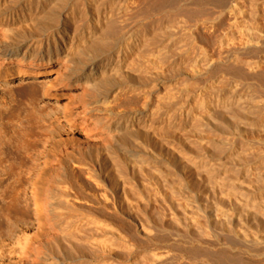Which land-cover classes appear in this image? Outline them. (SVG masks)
<instances>
[{"label": "rangeland", "instance_id": "1", "mask_svg": "<svg viewBox=\"0 0 264 264\" xmlns=\"http://www.w3.org/2000/svg\"><path fill=\"white\" fill-rule=\"evenodd\" d=\"M117 1L0 0V264H152L153 255H167L156 264H212L199 256L206 245H197L198 231L219 237L215 250L229 228L264 237V0H236L257 9V20L243 21L257 26L259 44L231 34L232 0H174L159 9L125 0L129 10L119 16L110 14ZM174 21L193 30L192 44L177 35L159 60L132 41L118 55ZM46 41L57 54L50 62L33 71L14 64L13 56ZM249 60L255 69L242 64ZM125 205L137 209L132 222L114 214ZM170 206L213 207L231 223L199 217L200 227L177 236L184 230L174 218L156 215ZM81 214L125 227L133 250L118 246L114 257L93 260L82 243L90 229L70 225ZM80 244L85 252L70 253ZM240 251L242 263L264 264V244Z\"/></svg>", "mask_w": 264, "mask_h": 264}, {"label": "bare ground", "instance_id": "2", "mask_svg": "<svg viewBox=\"0 0 264 264\" xmlns=\"http://www.w3.org/2000/svg\"><path fill=\"white\" fill-rule=\"evenodd\" d=\"M149 1H151V0H149ZM173 1L174 0H152L151 1V3H153L155 6H157V8L159 9V7H160V4L161 3H173ZM238 1V0H237ZM236 0H232L231 2H229L230 4L228 5L229 7H228V16H230L232 19H233V25H235V31L233 32V33H231V34H237V36H240L241 38H244L245 39V41L246 42H248L249 44H250V42L251 43H255V44H259V40H258V38H256V37H254L253 36V34H255L256 32H255V28H253V27H255V26H253L252 27V25H250V21L248 22V20H250L252 17V19H256V17H255V15L257 14V13H255V15L253 16V13H254V11L255 10H257V9H254L253 10V8H251V7H249V8H251L250 10H245V8H243L244 6H245V4H244V6L242 7L241 5H240V3H238ZM242 1V0H241ZM240 1V2H241ZM118 2V4L119 5H116V4H113V8L111 9V13L110 14H112V15H117V16H119L120 14H122L123 12H128V10H127V8L126 7H124V8H122L123 7V5L125 6V0H120V1H117ZM127 3V2H126ZM157 3H158V5H157ZM103 4V3H102ZM150 4V3H149ZM108 5V4H107ZM110 6H112V4H109V7ZM97 7V6H96ZM100 7H101V5H100ZM256 7V6H255ZM95 8V7H94ZM154 8V7H153ZM95 9H98V8H95ZM155 9H156V7H155ZM102 10H103V16H102V18L103 19H110V14L107 16V11H108V9L106 10V7L104 8H102ZM158 11V10H157ZM221 18V17H220ZM227 18H229V17H227ZM245 18H247L248 20H247V24H246V21H243V20H245ZM99 19H100V17L98 16V15H96L95 17H94V19L93 20H95V21H91L90 23H88L87 25H86V27L88 28V29H90V27H91V25H95V24H97L98 22H99ZM251 19V20H252ZM258 19V18H257ZM256 19V20H257ZM180 20V19H179ZM223 20V19H222ZM107 21V20H106ZM230 21V20H229ZM175 22V21H174ZM231 22V21H230ZM253 22V21H252ZM242 23V25H240ZM244 23V24H243ZM170 24V23H169ZM186 24H184L183 23V21L182 22H180V21H176L175 23H171V25H166L165 27H163L164 28V30L163 31H161V30H159L158 32V34H160L159 35V37L157 36L156 37V39H154L155 38V36H153V39L150 37L149 39H148V37H147V39L148 40H144V41H142V42H138L137 41V38L135 39V38H133L134 40H131V42H127V43H125L124 45H122V47H121V51H119L118 52V55L120 54V53H122L123 51H126V50H128V48H130L131 46L130 45H132V41H133V43H136L137 42V44H134V45H137L138 47L139 46H141L142 48H146V50L148 51L149 49H151L152 51L150 52V55H152V56H154L155 58H157V59H162L163 60V56L165 55V53H162V52H165L166 50L165 49H167V48H170V46H173V44H174V42L177 40V38L178 37H176L177 35L178 36H182V37H184V39H185V41H186V43H188V44H192L193 42H194V35H193V30L192 29H188V28H186V26H185ZM188 27V26H187ZM257 27V26H256ZM260 28V27H259ZM162 29V28H161ZM66 33V32H65ZM251 33H252V36H251ZM66 35H62L61 36V39H63L64 37H65ZM225 36V35H224ZM48 37H50V36H47V38ZM239 37V38H240ZM67 38V37H66ZM74 38V37H73ZM73 38H72V42H73ZM164 38V39H163ZM151 39V40H150ZM161 39H163L162 41H161ZM183 39V38H182ZM183 39V40H184ZM221 39V38H220ZM224 39V38H223ZM237 39V38H236ZM222 40V39H221ZM239 40V39H238ZM242 40V39H241ZM51 41L53 42V46L55 47L56 46V43L58 44V45H63L62 44V42L60 43L59 41H58V38H53V39H51ZM140 41V40H139ZM161 41V42H160ZM185 41H183V42H185ZM243 41V40H242ZM158 42H160L159 43V45L158 44H155V43H158ZM182 42V43H183ZM245 42V43H246ZM186 43H185V45L184 46H187L186 45ZM222 43V42H221ZM195 44V43H194ZM160 45H163V46H161L160 47ZM219 45H221L220 44V42H219ZM253 45V44H252ZM50 46H51V44L49 43V42H47L46 41V43L44 42H39L38 44H36L32 49L31 48H28L29 49V52L28 53H26V52H23V54L21 55V57L19 56V55H15V56H13L15 59H14V64L18 67V68H20V69H30V70H34L35 68H37L39 65L41 66V65H43V64H45V63H48V62H50V60H51V53H53V52H51V48H50ZM154 46H156V47H154ZM222 46H223V44H222ZM221 46V47H222ZM225 46V45H224ZM256 46H258V45H256ZM154 47V48H153ZM36 48V49H35ZM72 48V45L69 47V49H71ZM141 48V49H142ZM31 49V50H30ZM68 49V50H69ZM189 49V48H188ZM165 50V51H164ZM150 51V50H149ZM70 50L69 51H67V55H65V58H67V60H69L70 59ZM149 53V52H148ZM54 55H56L57 56V54L54 52L53 53ZM123 55V54H122ZM12 57V56H11ZM165 57V56H164ZM204 57V56H203ZM119 59V57H117V62H116V64L114 65V67H113V70H111V72L113 73V72H117L116 70H118V69H120V67H121V63L120 62H122V59H119V60H121V61H119L118 60ZM194 59V58H193ZM197 59V58H196ZM206 60V59H205ZM239 60V59H238ZM241 61V60H240ZM235 62V61H234ZM236 62H238V61H236ZM244 62V61H243ZM196 63H197V60H195V62H194V66L196 65ZM240 63V62H239ZM243 65H245V67L246 68H248V69H251V70H253V69H255L256 68V66H257V64H256V62H255V64H253V63H251L250 62V60H249V62H247L246 61V63L244 64V63H242ZM237 65V64H236ZM260 69V68H259ZM259 71V70H258ZM258 74V73H257ZM102 75V74H101ZM96 76L95 75H93V74H91V71L89 72V74H88V77H86L87 78V80H89V82H93L94 81V78H95ZM97 83V82H96ZM232 94H233V92H232ZM184 99H186V98H184ZM218 100V99H217ZM171 101V100H170ZM185 103V102H184ZM167 104V103H166ZM168 104H170V103H168ZM236 106V105H235ZM223 107L226 109L228 106H225V105H223ZM167 108H169V110H170V107L167 105ZM169 110L168 111H166L167 112V114H168V112H169ZM228 110H229V108H228ZM181 111V110H180ZM173 115H175L176 114V112H174V113H172ZM171 113H170V115H172ZM180 115H182L181 113H180ZM169 116V115H168ZM185 116H187V115H185ZM189 116V115H188ZM190 117V116H189ZM139 121V120H138ZM141 121V120H140ZM133 122V121H132ZM147 167V166H146ZM126 169V168H125ZM125 170H123V172H124ZM131 172V171H130ZM125 173V172H124ZM127 173V172H126ZM125 177H126V175H125ZM128 177V176H127ZM128 179V178H127ZM129 180V179H128ZM50 192V191H49ZM63 192V191H62ZM64 192H66V189H65V191ZM68 192V191H67ZM47 193H48V191H47ZM53 192H51V194H52ZM35 195V194H34ZM47 195H49V194H47ZM47 195H46V199H48L47 198ZM58 195V194H57ZM56 195V196H57ZM62 195V194H61ZM64 195H66V193H64ZM64 195H62V196H64ZM69 195V194H68ZM71 195V194H70ZM50 197H51V195H50ZM58 197V196H57ZM65 197V196H64ZM33 199H35V198H33ZM45 199V200H46ZM53 199V198H52ZM50 200V199H49ZM67 201V200H66ZM45 202V201H44ZM47 202V201H46ZM45 202V203H46ZM50 202H52V203H50ZM47 203H50L49 204V206H52L53 205V201L51 200V201H49V202H47ZM71 204V203H70ZM45 205H47V204H45ZM67 205V204H66ZM251 206L252 205H254V204H250ZM48 206V207H49ZM61 206H63V205H61ZM71 206V205H70ZM73 206V205H72ZM120 206V205H119ZM45 207H47V206H45ZM66 207V206H65ZM121 207V206H120ZM125 209L124 208H119V209H117V208H112L115 212H114V214H120V215H122V216H120L121 218L123 217V216H125L128 220H130L131 219V217L133 216V214H134V209H136V208H132V207H127L126 205H125ZM57 208V207H56ZM139 208V207H138ZM147 208V207H146ZM253 208V207H252ZM50 209V208H49ZM52 209H53V207H52ZM69 209V208H68ZM159 209V208H158ZM65 210H66V208H65ZM71 210V209H70ZM137 210V209H136ZM154 211H155V209H153ZM152 210V211H153ZM247 210H250L249 208H247ZM255 210V209H254ZM139 211V210H138ZM146 211V210H145ZM153 211V212H154ZM139 212H143V211H139ZM160 212V213H159ZM159 212L158 213H156V215L158 214H162L163 216L165 215L164 213H167L166 215H168L169 214V217L170 216H172L174 219V223L176 224V226L178 227V229H179V226L184 230V231H182V232H180V230H178L177 232H176V234H177V236H180V233H182V234H184L185 232L186 233H188L187 231L189 230V229H192L191 227H200V219H199V217H202L203 219H204V223L205 224H210V222L212 221V223H218L219 225L220 224H222V225H220V226H222L223 227V225L225 224H227V226H228V224H230L231 223V218L229 219V220H227L226 218V216H225V214H221L220 215V213H218V210L217 209H215V208H213V207H211V208H209V207H207V208H201V209H191V208H187V207H176V208H174L173 206L171 207H164L163 209H160L159 210ZM136 213V212H135ZM248 213V212H247ZM59 214V213H58ZM58 214H57V216H58ZM69 214H71V213H69ZM143 214V213H142ZM251 214V213H250ZM261 217H263L264 218V210H262V211H259V213H258ZM82 216H83V214H81ZM91 215V214H90ZM134 215H136V214H134ZM143 215H145V214H143ZM165 215V216H166ZM53 216V212H52V210H50V211H47L46 212V219L50 222V223H53L54 222V218L55 217H52ZM60 216V215H59ZM58 216V217H59ZM138 216V215H137ZM164 216V217H165ZM84 218H81V216H80V218L79 217H77L76 219H73V220H75V221H73V223L72 224H70V225H73V226H75V225H77V224H82V225H84V227H88L89 229V232H88V235L87 236H84L85 237V241H82V243H84L85 244V248L86 247H89L90 248V250L93 252H91L92 254H90V255H93L92 257H94V259L93 260H98L103 254H107V255H109L108 257H110L111 256V258L112 257H114L113 256V253H116V252H114V249H116L118 246H121V247H124V248H122L123 250H124V252H126L125 250H127V254H129L128 252H130L131 250H133L132 249V247L133 246H131L130 245V241H134L135 240V237H133V235L131 234H129V230H127L128 232H126V231H124V229H125V227H124V229L122 230L121 228L120 229H118L119 227H120V225H119V227H115V224L113 225L112 223H109V222H107V221H101L100 219H98V218H95V217H90V216H83ZM143 218H145V216H142ZM167 217V216H166ZM57 218V217H56ZM64 218H66L65 216H64ZM64 218H62V219H64ZM149 218V217H148ZM171 218V217H170ZM59 219V218H58ZM172 219V218H171ZM119 220H120V218H119ZM126 220V219H125ZM63 221V220H62ZM69 221V220H68ZM131 222H132V220H130ZM130 221H128V222H130ZM214 221V222H213ZM56 222V221H55ZM71 222H72V220H71ZM70 222V223H71ZM125 222H127V221H125ZM49 223V224H50ZM67 224H68V222H66ZM215 223L213 224V225H215ZM126 224V223H125ZM217 224V225H218ZM219 225L217 226V227H219ZM51 226V225H50ZM68 226V225H67ZM121 226H122V224H121ZM212 226V225H211ZM76 227V226H75ZM122 227V228H123ZM193 227V228H194ZM221 227V228H222ZM73 228V227H72ZM207 228V227H206ZM81 229V228H80ZM83 229V228H82ZM81 229V230H82ZM151 229V228H150ZM200 229H202V228H200ZM204 229H205V227H204ZM84 230V229H83ZM87 230V229H86ZM87 230V231H88ZM154 230V229H153ZM197 230H199V229H197ZM211 229H209V231H210ZM77 231V230H76ZM75 231V232H76ZM138 231H139V233L140 234H142L143 236H145V237H147L148 239H151L152 240V233H153V231H151V230H148V229H146V228H144L142 225H140V226H138ZM229 231H230V233L232 234V236L231 237H229V238H227L226 239V241H223V242H225V243H223L224 244V247H222L221 249L219 248L218 250L216 249H210V246L213 244V245H215V244H218L219 243V240H218V236H216V235H214L213 234V232H212V230L210 231V232H212V234L210 233V232H208L207 231V229L206 230H200V231H198V237H197V239H195L196 240V242H197V245H199V246H202V245H206V247H205V250L203 251V252H201V254L199 255L200 257H204L205 259H209V260H211V262H212V264H241L242 263V261H244L243 259H242V257H241V253L239 254V252L238 251H240V250H243V251H246V250H250L251 251V249H253V248H255V247H257V246H260V245H263L264 244V237L261 239V238H258L257 236H254L253 235V238H249L248 236H246L244 233H243V235L241 234V235H239L238 233H237V231H234V230H231L230 228H229ZM80 232V231H79ZM184 232V233H183ZM190 232V231H189ZM72 233H74V232H72ZM77 233V232H76ZM82 233V232H81ZM83 233H85L84 231H83ZM78 235V234H77ZM82 235V234H81ZM80 235V236H81ZM84 235V234H83ZM155 235V234H154ZM257 235V234H256ZM260 235V234H259ZM264 235V234H263ZM75 236V235H74ZM73 236V237H74ZM79 236V235H78ZM97 236H98V238H99V236H100V238H102V239H98L97 238ZM197 236V235H196ZM156 237V236H155ZM159 237V236H158ZM157 237V238H158ZM181 237H183V236H181ZM261 237V236H260ZM78 238V240L76 239V237H75V239L77 240H74V241H76V242H78V244L79 243H81V241L79 240V237H77ZM154 238V237H153ZM80 239H81V237H80ZM84 239V238H83ZM147 239V240H148ZM163 240V239H162ZM73 241V240H72ZM74 241H73V243H74ZM153 241V240H152ZM156 241V240H155ZM131 242V243H132ZM222 242V241H221ZM134 243V242H133ZM133 243H132V245H133ZM83 244V245H84ZM75 245H77V243L75 244ZM75 245H73L72 246V248L70 247V246H68L69 247V250H70V253H71V251H76V252H79L80 251V253H81V251L84 249V246H83V248H82V244H80L79 246H77V247H74ZM134 245H136V243L134 244ZM219 245V244H218ZM136 247V246H135ZM59 248H61V247H59ZM120 248V247H119ZM128 248H129V250H128ZM230 248H233V252H234V250H236V253H232L231 252V250H230ZM251 248V249H250ZM118 249V248H117ZM116 249V250H117ZM120 250V249H119ZM119 250H117L118 252H119ZM257 250V249H256ZM262 250V249H261ZM61 251V250H60ZM74 251V252H75ZM84 251V250H83ZM253 251V250H252ZM251 251V252H252ZM85 252V251H84ZM121 252V251H120ZM238 252V253H237ZM241 252V251H240ZM255 252V251H254ZM66 253V252H65ZM261 253H262V251H261ZM86 254V253H85ZM166 256V257H165ZM106 256H104V258H105ZM253 257V256H252ZM29 257H26V259H28ZM165 258H167V255H153L152 256V258L150 259V263H152V264H156V263H158V262H161V260L163 259H165ZM101 259V258H100ZM92 260V261H93ZM165 262V261H164ZM163 262V263H164ZM245 263V262H244ZM244 263H242V264H244ZM211 264V263H210Z\"/></svg>", "mask_w": 264, "mask_h": 264}]
</instances>
